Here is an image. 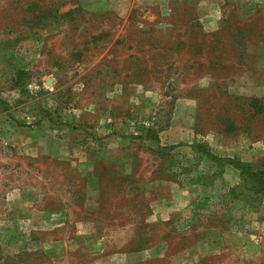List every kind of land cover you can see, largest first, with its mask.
<instances>
[{
  "label": "rangeland",
  "instance_id": "1",
  "mask_svg": "<svg viewBox=\"0 0 264 264\" xmlns=\"http://www.w3.org/2000/svg\"><path fill=\"white\" fill-rule=\"evenodd\" d=\"M191 144L263 168L264 0H0V264H264Z\"/></svg>",
  "mask_w": 264,
  "mask_h": 264
},
{
  "label": "trees",
  "instance_id": "2",
  "mask_svg": "<svg viewBox=\"0 0 264 264\" xmlns=\"http://www.w3.org/2000/svg\"><path fill=\"white\" fill-rule=\"evenodd\" d=\"M152 132L153 133L147 134V136L158 141V137L155 135L156 132ZM190 146L197 152H203L208 158L215 161L216 163L220 164L226 161L238 169L241 179V186L243 188L249 191H254L255 193H264V166L260 170H254L251 164L245 163L238 158H227L214 155L206 145L191 144Z\"/></svg>",
  "mask_w": 264,
  "mask_h": 264
},
{
  "label": "crops",
  "instance_id": "3",
  "mask_svg": "<svg viewBox=\"0 0 264 264\" xmlns=\"http://www.w3.org/2000/svg\"><path fill=\"white\" fill-rule=\"evenodd\" d=\"M193 198V195H192V193L191 194H188V195H185L184 194V196L182 197V199H180V201H179V203H177V208H179V206L178 205H180V206H184V205H186V204H188V203H191L192 202V199ZM174 210H175V207H174ZM175 212V211H174Z\"/></svg>",
  "mask_w": 264,
  "mask_h": 264
}]
</instances>
